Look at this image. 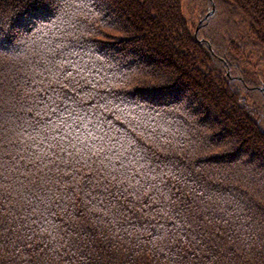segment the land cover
I'll use <instances>...</instances> for the list:
<instances>
[{"label":"trees","instance_id":"trees-1","mask_svg":"<svg viewBox=\"0 0 264 264\" xmlns=\"http://www.w3.org/2000/svg\"><path fill=\"white\" fill-rule=\"evenodd\" d=\"M202 1L0 0V264H264V0Z\"/></svg>","mask_w":264,"mask_h":264},{"label":"rangeland","instance_id":"rangeland-1","mask_svg":"<svg viewBox=\"0 0 264 264\" xmlns=\"http://www.w3.org/2000/svg\"><path fill=\"white\" fill-rule=\"evenodd\" d=\"M181 1H182L184 16L188 21L190 27L195 29V31L196 28H198V26L203 22L201 21V18L202 17L209 18V16H212L214 14V11L216 9L215 4H213L211 9H208V7L204 8L203 6L204 2L202 0H181ZM228 23L231 24L230 22L227 23L224 22V26H227ZM147 56H148L147 52L142 51L140 54V57H147Z\"/></svg>","mask_w":264,"mask_h":264}]
</instances>
